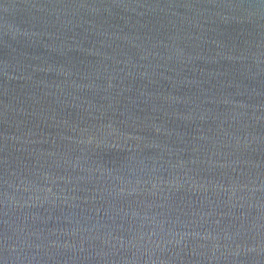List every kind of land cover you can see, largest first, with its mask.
<instances>
[{"label": "water", "instance_id": "water-1", "mask_svg": "<svg viewBox=\"0 0 264 264\" xmlns=\"http://www.w3.org/2000/svg\"><path fill=\"white\" fill-rule=\"evenodd\" d=\"M0 264H264V0H0Z\"/></svg>", "mask_w": 264, "mask_h": 264}]
</instances>
